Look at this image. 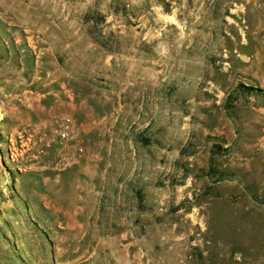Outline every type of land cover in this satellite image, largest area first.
<instances>
[{
  "label": "rangeland",
  "instance_id": "obj_1",
  "mask_svg": "<svg viewBox=\"0 0 264 264\" xmlns=\"http://www.w3.org/2000/svg\"><path fill=\"white\" fill-rule=\"evenodd\" d=\"M0 264H264V0H0Z\"/></svg>",
  "mask_w": 264,
  "mask_h": 264
}]
</instances>
